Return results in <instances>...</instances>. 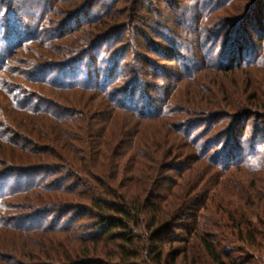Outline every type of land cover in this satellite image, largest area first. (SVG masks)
Segmentation results:
<instances>
[{"label": "trees", "instance_id": "obj_1", "mask_svg": "<svg viewBox=\"0 0 264 264\" xmlns=\"http://www.w3.org/2000/svg\"><path fill=\"white\" fill-rule=\"evenodd\" d=\"M62 2L0 0V264H176L182 255L187 264L189 260L191 264H237L218 244L211 229L216 226L208 231L194 222L203 218L202 212L213 202L212 211L222 212L216 217L254 245L255 237L262 235L251 231L250 206L231 211L229 205L221 204L217 190L203 183L209 175L201 179L199 174L194 180L179 172V183L172 182L167 195L161 185L169 172L189 171L190 167L185 168L191 162L201 164L200 169L210 171L215 180L218 173L241 168L263 172L264 156L260 158L258 151L264 155V120L247 127L248 119L255 117L253 110L263 107H246L244 94H238V100L223 96V103L205 89L198 75H189L184 78L194 81L197 92H208V98L200 96V103L193 99L192 106L179 112L164 103L152 113L148 96L138 100L134 96L136 85L148 87V83L141 84L144 69L122 68L123 56L118 63L108 62L107 74H82L83 68L90 72L97 68L88 58L90 53H85L90 43L83 50L59 53V62L47 57L44 64L36 63L45 56L35 48L52 49L58 41V34L44 24L54 14L53 6ZM235 12L241 18L225 23L217 18L216 31L220 37L232 34L239 40L226 42L221 55L207 44L202 46L206 70L264 68V13L261 8L247 10L244 6ZM15 18L21 20L18 27L23 36L14 34L9 23ZM243 26L257 35L256 40ZM90 36L97 38L95 33ZM92 46L94 51L95 43ZM20 51L29 52L32 58L20 60ZM118 76L119 86L128 77L135 85L118 89L114 82ZM39 87L52 88L55 95L80 92L97 98L88 102L83 97L82 103L69 108L45 96ZM53 102L61 106L62 114L59 110L47 113ZM46 115L54 121V130H42L39 119ZM199 115L203 120L196 122ZM104 116L108 117L105 124H94ZM28 131L33 134L30 138L23 136ZM173 135L187 144L184 159ZM53 141L57 147L40 144ZM216 182L219 188L222 180ZM262 192L252 194V198L258 196L259 205L264 204ZM179 233L184 236L178 237ZM14 237L25 238L27 244L20 245ZM190 242H196L205 263L195 261L186 249ZM176 245L185 248L176 250ZM17 248L21 257L14 255Z\"/></svg>", "mask_w": 264, "mask_h": 264}, {"label": "rangeland", "instance_id": "obj_2", "mask_svg": "<svg viewBox=\"0 0 264 264\" xmlns=\"http://www.w3.org/2000/svg\"><path fill=\"white\" fill-rule=\"evenodd\" d=\"M64 2L53 6L54 14L49 15L48 23L44 24L48 31L54 30L55 32L53 34H58V41H55L56 43L52 46V49L50 47L35 48L39 54L45 56L43 59H36V63L44 64V59H48L47 57L53 58L55 62H59L62 60L59 57L60 55L58 56L59 53L61 54L67 49L68 51L72 49H75L73 51L83 50L90 43V47H86L88 49H86L85 53H90L88 58L93 60V64H97V68L93 72L83 68V70L81 69L82 74H87V76L89 74L91 75V73L95 74L96 72L107 74L105 70L108 62L113 60L118 63L120 60L118 58L123 56L125 64L122 68L125 67L127 70L137 67L139 71L144 69L146 75L143 77L141 84L148 83V87L141 89V86L136 85L134 96L136 100L141 95L148 96L153 106V109L150 110L152 113L159 111V107L164 103L171 104L175 111L179 112L192 106L191 102L193 99H196L200 103V96L208 98V92H204L203 90L197 92L195 85H193L194 81L184 78V76L189 75H198L197 78L199 80L201 79L200 82L203 83L205 89L211 91L216 97H221L223 103L225 102L223 96L228 97L230 100L234 98L238 100L236 96L238 94H244L247 104L246 107L256 104L263 107L262 110H264V68H250L247 70L234 69L231 71H216L214 68L213 70H206L202 63V58L204 57L206 59V54L201 49L202 46L207 44V48H211L214 54L221 55L222 49L230 44L229 42L231 40L234 43L239 39L238 37L236 38L238 36L236 35L234 36L236 38L234 40L232 34L220 37L218 31H216V26H218L216 25V19H220L223 23L226 20L234 22L237 18H241V15H237L235 11L242 6L246 7L247 10H253L255 7L257 9L261 8V11L264 13V0H122L120 2L118 0H64ZM253 2L255 3L254 5H252ZM43 3L47 6V1H43ZM80 18H82L81 21ZM20 21V19L15 18L9 23L13 26L14 34H21L23 36L24 33L18 27ZM87 23L90 25L85 26ZM226 24L225 27L227 26ZM95 28L98 30L95 31ZM231 28L233 27H230V30H232ZM243 28L250 34L249 36L253 40H256L257 35L251 32V29L247 26H243ZM77 29L80 31H75ZM93 33L97 35V38L90 36ZM94 43L96 49L93 51L92 44ZM19 56L20 60H25L27 56L32 58V55L26 51H20ZM124 56L128 57L125 58ZM142 58L147 60L148 63L145 64ZM186 58L189 60L185 64L184 61ZM153 66L155 69L152 68ZM78 71H80V68ZM54 78L56 77L54 76ZM119 78L120 76L114 78L118 89L135 85L132 79L128 77L121 81L119 86L117 84V79ZM15 81L18 84H24L23 80L15 79ZM25 84L27 85V83ZM51 89L45 87L38 88V90L46 94L45 96H53L54 99L69 108H75L78 104L82 103L83 97L84 101L87 100L88 102L92 101L93 98H97L94 94L80 92L55 95V92ZM40 91L38 92L40 93ZM253 99L254 102L251 101ZM52 104L48 105L50 108L47 110L48 114L50 112L56 113V110L61 108L58 104ZM80 109L83 110V106ZM250 110L253 109L250 108ZM262 110H253L255 117L248 119L247 127L254 123L260 124L264 120L261 118L264 114ZM62 113L63 110L60 109L59 114ZM21 117L28 118L29 116ZM40 118H43L39 119L42 124V130L48 131L55 129L54 121L47 115ZM107 119L108 117L104 116L100 118V121H95L96 123L94 124H99V122L101 125L102 123L105 124ZM199 120H203L200 119V115L195 121L198 122ZM97 126L98 128L100 127L99 125ZM149 127L153 128L154 125ZM201 129L200 126L199 130ZM25 133H23V136L26 138H30L29 136L33 135L29 131ZM52 134L57 135V132L53 131ZM168 134L172 133L169 131ZM172 137L175 138L176 145L179 146L178 153L184 159V154L188 150L187 144L178 136L173 135ZM53 142H47V144L43 142L40 144L46 147H57L58 145ZM258 156L262 158L264 156L263 152L258 151ZM171 162L173 161L171 160ZM179 162L182 161L179 160ZM263 166L264 164L262 165L263 172L261 171L259 173H254L246 168L234 170V172L229 174L225 172L218 173L216 175L218 179L216 178V180L218 183L222 180V184L219 188H215L217 182L213 174H209L210 171L204 172V170L200 169L201 164L191 162L185 168L190 167L189 171L177 170L169 172L165 177L166 181H164L161 187L165 188L163 189V193L167 195L168 190L173 187L171 183H179L180 177L178 174L181 172H184V176L188 179L192 178L194 180L199 174L203 176L201 179H205L209 175L203 181L206 188L213 191L217 190L215 192H218L221 198H223V200L219 199L221 204L225 207L229 205L230 210L232 209L234 211V208L238 206H242V209L244 206H246L245 209L250 206L251 209L248 210L253 212L250 216L251 218L249 217L251 224H253L251 231L258 232L262 236H254L256 238V244L254 245L246 243L245 235L242 237L243 239H240L232 229V225H226L223 220L216 217L217 215L221 216L222 212L218 210L220 212L218 214L216 210L212 211L213 202L208 203V211L202 212L203 218H199V221H195L194 223L198 222L200 229L208 231L212 229L218 240V244L233 255L237 264H264V204H258L259 200L257 201L258 196L256 194V197L252 198V194L256 190H263L262 195L264 198ZM222 177H226L227 179L224 180ZM214 180L215 182H213ZM233 185L238 189H243L244 192L240 193L237 188L236 190L232 189ZM237 192L242 196H239ZM212 225L216 226V228L210 229ZM244 234L246 233L244 232ZM182 236H184V233L178 234V237ZM14 239L20 245L27 244V240L25 238L23 239V237L22 239L14 237ZM174 248L176 250L178 248L183 249L185 245L181 247L176 245ZM186 249L195 255V261L205 263L204 256L200 254L201 252L198 250L196 242H190V245ZM15 250L14 255L21 257L18 248ZM168 262H170V258ZM190 262L191 260L188 261V264H191ZM176 264H187L185 255H182Z\"/></svg>", "mask_w": 264, "mask_h": 264}]
</instances>
